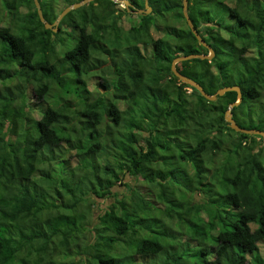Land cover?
<instances>
[{
    "label": "trees",
    "instance_id": "obj_1",
    "mask_svg": "<svg viewBox=\"0 0 264 264\" xmlns=\"http://www.w3.org/2000/svg\"><path fill=\"white\" fill-rule=\"evenodd\" d=\"M65 1L37 0L43 19L80 0ZM147 5L120 34L131 12L111 0L50 29L33 0H0V264H264L262 138L224 121L235 92L207 101L172 74L175 57L207 54L181 0ZM186 12L213 56L175 70L207 95L237 86L232 120L264 132V0H187ZM100 55L109 72L91 93ZM94 199L112 200L89 227Z\"/></svg>",
    "mask_w": 264,
    "mask_h": 264
},
{
    "label": "water",
    "instance_id": "obj_2",
    "mask_svg": "<svg viewBox=\"0 0 264 264\" xmlns=\"http://www.w3.org/2000/svg\"><path fill=\"white\" fill-rule=\"evenodd\" d=\"M92 0H80L78 2L72 3L69 6H66L65 8H63L59 14L57 15V17L55 18V20L52 23H48L46 22L41 14V10L39 8V4L37 2V0H33V4L36 10V14L37 17L39 19V21L43 24V27L45 29H50L52 26H55L59 20L70 10H74L84 4H86L87 2H90ZM115 3H120L122 4L123 8H127L128 12L131 13H135V14H140L142 12H144L145 14H147L150 11V7L147 5V0H143V9H133L132 5L130 4V2L128 0H111ZM186 4H187V0H181V14L185 20V23L187 25V27L190 30V33L193 35V37L196 39V41L207 50V54H188L185 56H177L174 59H172L171 63H170V70L172 72V74L179 80H181L182 82H184L185 84L190 85L191 87H193L195 90L198 91V93L207 101H213L215 100V98L217 96H221L224 92L226 91H233L236 93V100L234 102H231L228 104L226 110L224 111L223 114V118L224 121L228 124L229 128L232 129L235 132H241L247 135H258L260 136L263 140H264V132L259 131V130H254V129H243L238 127L235 122L232 120L231 118V113H230V109L231 107H234L238 104V102L240 101V90L237 86H225V87H221L218 88L213 94L211 95H207L202 88L193 80L179 74L176 70H175V63L180 62V61H184V60H190V59H194V58H198L200 60L206 59V60H210L213 56V51L212 49L208 46V44H206L202 38L198 35V33L196 32V30L194 29L190 19L187 16V12H186ZM130 7V8H129ZM130 10H129V9ZM53 32L56 31V28L52 29Z\"/></svg>",
    "mask_w": 264,
    "mask_h": 264
},
{
    "label": "rangeland",
    "instance_id": "obj_3",
    "mask_svg": "<svg viewBox=\"0 0 264 264\" xmlns=\"http://www.w3.org/2000/svg\"><path fill=\"white\" fill-rule=\"evenodd\" d=\"M52 2H53V6H52L53 7V11H56V12L61 9V7L64 5V3H66L65 0H52ZM115 12H117V11H115ZM136 21H137V14H135V13H133V14L131 13V14H128V15H126V14L122 15L120 20H119V24L117 25L118 29L120 31V34H126L128 26L132 25ZM65 32H66V30L63 29V32H62L63 34L60 35L61 38H65L66 37L65 36V34H66ZM150 34L152 36L153 32L151 31ZM65 39H67V38H65ZM55 49H56L57 53H60L61 47L59 46V44H56ZM107 50H108L107 54H109L112 49H111V47H107ZM98 58H99V65H96V66H94L92 68L88 67L87 70H88L89 74L86 77V79L84 80L85 87L91 93L92 92H104L103 88H101L99 85L97 86L96 81L94 80V77H96L97 75L100 76V77L101 76L102 77H106V76H108L107 71L109 72L108 66H107V65H109V62H106V56L100 55ZM95 68H97V69H95ZM100 72L102 73V75H101ZM94 95H95V93H94ZM136 138L139 141V143L141 144V142L139 140V136H136ZM262 143H264L263 139H262ZM124 182H128L130 185H132V186L136 187L137 189L141 190L140 185H139V181L137 179H134L133 177L124 178ZM114 190L123 193L125 188L120 183L119 185H115L113 187V191ZM111 200L112 199H108V200L107 199H105V200L94 199V202H93L94 204L91 207V210H90V212L88 214L90 216V218L86 219L87 222H88L89 227H91V225L96 221V217L100 213V211L104 207V205L110 203ZM151 211L154 214H156V212H157V210H155V208H153V207H151Z\"/></svg>",
    "mask_w": 264,
    "mask_h": 264
},
{
    "label": "clouds",
    "instance_id": "obj_4",
    "mask_svg": "<svg viewBox=\"0 0 264 264\" xmlns=\"http://www.w3.org/2000/svg\"><path fill=\"white\" fill-rule=\"evenodd\" d=\"M117 4H119V6L123 8L122 4H120V3H117ZM132 14H133V13H132Z\"/></svg>",
    "mask_w": 264,
    "mask_h": 264
}]
</instances>
